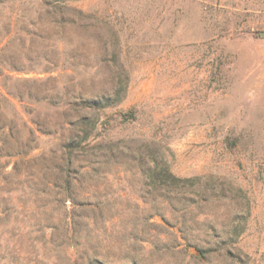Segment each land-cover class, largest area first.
I'll use <instances>...</instances> for the list:
<instances>
[{
  "label": "rangeland",
  "instance_id": "1",
  "mask_svg": "<svg viewBox=\"0 0 264 264\" xmlns=\"http://www.w3.org/2000/svg\"><path fill=\"white\" fill-rule=\"evenodd\" d=\"M68 5L0 0V264H264V0Z\"/></svg>",
  "mask_w": 264,
  "mask_h": 264
},
{
  "label": "trees",
  "instance_id": "2",
  "mask_svg": "<svg viewBox=\"0 0 264 264\" xmlns=\"http://www.w3.org/2000/svg\"><path fill=\"white\" fill-rule=\"evenodd\" d=\"M44 2V4L47 6V13L50 15V20L48 21V29H55L57 26L59 27H64L62 24L65 22L64 19L62 18L63 14H65V10L69 7L68 2L71 0H42ZM29 24H32L35 26L34 30L27 28V25L22 26L20 29L23 32H27V33H31L33 35H37V36H42V32H44V29L42 30L39 29L35 22L32 20L29 22ZM28 24V25H29ZM11 23H7L5 24L2 29L0 28V38L3 36V33L5 35H7L11 30ZM1 64L7 63V68L11 69V70H24L25 66H23L22 64H12L10 62H7L4 60H0ZM6 65V64H5ZM46 70H50L52 69L50 66H48L47 68H45ZM119 91L120 89H117L111 93L108 92H102L100 94H96L92 97H86L83 98L84 96H80V98L82 99L83 103L86 104L89 107L95 108V109H103V108H108V107H113L116 106L119 101L121 100V96H119ZM1 116V113H0ZM80 123L83 125L85 133H87L85 136L81 137V139L76 140L74 137L70 138L68 145L70 147H76L78 145H80L84 140L87 139L88 137V130L93 129L95 127V123L96 121L89 117V116H82L80 118ZM9 124L6 122H1L0 121V131H3L7 128ZM8 138H13V133L12 132H8L7 133V139L6 141H8ZM77 143V144H76ZM169 173V171H167ZM206 250H203V252H205ZM103 264V263H101ZM127 264H134V263H127Z\"/></svg>",
  "mask_w": 264,
  "mask_h": 264
}]
</instances>
